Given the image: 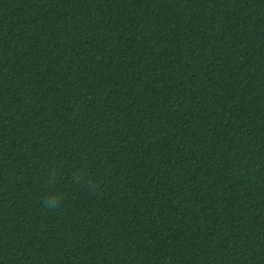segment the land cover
I'll return each mask as SVG.
<instances>
[{
    "label": "trees",
    "instance_id": "obj_1",
    "mask_svg": "<svg viewBox=\"0 0 264 264\" xmlns=\"http://www.w3.org/2000/svg\"><path fill=\"white\" fill-rule=\"evenodd\" d=\"M0 264H264V0H0Z\"/></svg>",
    "mask_w": 264,
    "mask_h": 264
},
{
    "label": "clouds",
    "instance_id": "obj_2",
    "mask_svg": "<svg viewBox=\"0 0 264 264\" xmlns=\"http://www.w3.org/2000/svg\"><path fill=\"white\" fill-rule=\"evenodd\" d=\"M52 180L55 179V173L51 178ZM44 209L46 211H54L57 208L62 206L63 203V196L56 194L54 191L50 192L42 201H41Z\"/></svg>",
    "mask_w": 264,
    "mask_h": 264
}]
</instances>
